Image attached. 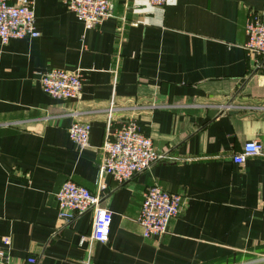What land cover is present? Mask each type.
<instances>
[{
  "label": "crops",
  "instance_id": "0c3cea01",
  "mask_svg": "<svg viewBox=\"0 0 264 264\" xmlns=\"http://www.w3.org/2000/svg\"><path fill=\"white\" fill-rule=\"evenodd\" d=\"M67 1L35 0L40 35L0 44V252L14 264H264V66L245 48L264 0H110L114 16L93 29ZM51 69L81 72L78 99L43 91ZM112 102L114 129L136 112L166 156L125 184L99 170ZM77 120L91 123L84 149L69 136ZM251 140L263 154L234 163ZM66 181L112 212L106 243L92 238L93 210L59 219ZM154 184L183 202L145 238L137 218Z\"/></svg>",
  "mask_w": 264,
  "mask_h": 264
},
{
  "label": "built area",
  "instance_id": "2783aa9c",
  "mask_svg": "<svg viewBox=\"0 0 264 264\" xmlns=\"http://www.w3.org/2000/svg\"><path fill=\"white\" fill-rule=\"evenodd\" d=\"M149 1L154 6H163L167 2ZM34 4L35 0H0V44L6 45L13 39L35 38L40 35L35 24ZM67 4L86 29H93L114 16V5L110 0H68ZM246 34L247 52L256 55L264 66V23L254 12H250L246 20ZM39 80L43 91L54 98L78 99L81 95L83 78L79 70L51 69L42 72ZM257 108L264 111V106ZM220 109L228 110L229 106L223 105ZM117 110L113 102L107 109V139L102 147L99 170L110 175L118 184H125L166 156L158 153L153 140L142 132L136 112H132L114 129ZM90 133L91 123L88 120H77L69 128V136L79 149L88 145ZM262 154V143L251 140L232 159L234 163L242 165L249 157ZM56 200L58 217L63 221H72L78 215L93 210L92 238L101 243L109 240L113 214L102 206L99 194H94L73 181H66L56 193ZM182 202L180 194L170 193L156 184L148 187L137 218L143 236L162 237L171 220L179 214ZM0 264L14 263L6 252L1 251ZM22 264H37V258L30 256Z\"/></svg>",
  "mask_w": 264,
  "mask_h": 264
},
{
  "label": "water",
  "instance_id": "95a60500",
  "mask_svg": "<svg viewBox=\"0 0 264 264\" xmlns=\"http://www.w3.org/2000/svg\"><path fill=\"white\" fill-rule=\"evenodd\" d=\"M224 109H216L215 111H214V113H213V116L214 117H216V116H220V115H222V114H224Z\"/></svg>",
  "mask_w": 264,
  "mask_h": 264
}]
</instances>
